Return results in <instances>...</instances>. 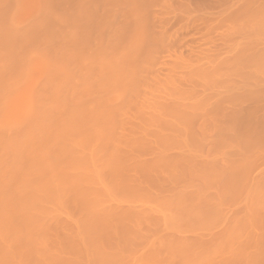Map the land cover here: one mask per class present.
Wrapping results in <instances>:
<instances>
[{"label": "bare ground", "instance_id": "obj_1", "mask_svg": "<svg viewBox=\"0 0 264 264\" xmlns=\"http://www.w3.org/2000/svg\"><path fill=\"white\" fill-rule=\"evenodd\" d=\"M254 2L251 8L244 6V12L242 10L240 13L243 14L235 15L232 22L226 23L224 20L230 11L224 10V14H220L224 22L222 26L227 27L224 31L226 34L240 33V37L231 43L225 38L228 46L225 47L226 52L220 53L237 55L224 57L226 54L203 53L198 61L176 57L175 61L187 68V77L197 81V90L201 86L209 87L208 100L198 95L184 98L185 103L178 111L168 114L164 108V90H172L169 98L174 105H179L180 97L189 95L178 92L171 78L161 82L155 91L156 96L141 100L140 112L151 109L157 122H167L174 133H178L179 146L186 150L185 156L195 154L202 160L198 176L201 185L183 183L176 190V187L170 186L172 191L168 194L155 193L153 201L142 199L138 209L133 205L136 201L134 198L126 200L122 193L112 192L105 173L117 172L119 168L114 164L115 161L120 162L119 154H114L118 155L117 158L103 154V144L92 139L99 133V127L83 123L82 118L86 115L93 118L116 107L125 99L124 90L113 91L108 104L101 109L84 107L78 100L65 113L63 83L52 78L48 83L50 89L47 87L51 92L46 89L47 98L42 94L40 100L37 97L39 101L30 100L22 110L20 120L0 117V264H51L53 258L65 259H59L62 255L57 250L51 252L48 249L49 238L46 234L40 236L52 219L57 224L65 220L72 224L64 231L77 244L80 242L76 254L71 257L74 264L81 261L84 264H260L264 259V232L260 227L264 223V188L261 189L264 187V166L260 167L261 174L258 178L256 176L257 179L254 176L251 178L250 167L256 156H264V146L252 147L236 172L214 170L218 162L229 160L231 151L242 153L248 147L247 141L238 140L237 137L229 142H212L213 153L197 152L193 147L200 144L195 142L199 139L190 137V126L185 123L192 119L189 114L196 115L203 111L212 103L209 101L216 97H230L237 87L245 88L241 96L250 97L257 93L255 90L264 81V1L258 3L257 0V5ZM243 3L251 5L250 0ZM37 7V11L25 23L16 14H10L6 19L5 31L8 35L15 34L24 25L28 28L19 43L8 44L5 41L0 51V78L3 76L0 79V106L7 101V96H2L1 91L14 88L36 62L48 63V72L54 76L64 75L68 62L74 57L69 45L83 40L78 36L76 27L68 31L62 41L66 60L54 64L51 63L53 50L41 52L25 47L22 43H26L32 34L44 30L40 28L44 21H63L61 11L56 12L46 6ZM90 16L86 15L83 21ZM100 31L96 39L103 42L114 35L115 29L103 23ZM231 36L234 37L232 33ZM90 55L87 51L84 57V74L92 65ZM99 56L102 72L121 66L118 57L112 58L106 50H100ZM233 76L238 84L231 80ZM49 109L55 113L51 112V115ZM46 111L50 115L45 116ZM33 113L42 115L38 117L39 121ZM32 114L36 116L35 122L25 124L27 117L33 119ZM147 121L146 126L156 131L153 120L148 118ZM216 128H219L218 125ZM19 129L22 132L17 135ZM114 144L116 151L122 148L121 142ZM126 144L128 146L130 141ZM193 171L197 170L186 169L180 174ZM172 172L168 169L166 173L163 172V177L171 179ZM231 175H234L233 179ZM231 183L241 189L238 193L240 203L242 201L248 207L241 213L233 211L235 215L228 212L232 204L223 201ZM217 185L221 188H217ZM123 201H128L129 207L120 210L118 205ZM243 203L242 207L245 205ZM69 205L77 207L84 217L67 212ZM207 213L210 216L206 219ZM149 219L154 220L153 223ZM145 226L156 231L161 227L165 235L155 233L157 236H154V232L150 234V229H144ZM84 230L88 231L87 234ZM186 233L190 237L184 236ZM121 235L126 238V241L123 240L125 246L119 243ZM106 243L110 244L111 250L104 247ZM49 256H53L52 259Z\"/></svg>", "mask_w": 264, "mask_h": 264}, {"label": "rangeland", "instance_id": "obj_2", "mask_svg": "<svg viewBox=\"0 0 264 264\" xmlns=\"http://www.w3.org/2000/svg\"><path fill=\"white\" fill-rule=\"evenodd\" d=\"M244 1L0 0V51L5 46V41H8V44L19 43L20 37L28 28L24 25L15 34L8 35L5 31L7 17L10 14H16L25 23L37 11V6L48 7L56 12H58L57 10L61 11L59 13L63 21L61 23L42 21L43 24L40 25V28H44V30L32 34L26 43H22L25 47L36 48L41 52L53 50L51 63H62L66 60V56L62 51V41L68 31L76 27L78 36L83 38L80 42L77 41L69 45V50L74 52V57L68 62L66 73L61 77L48 72V63L36 62L23 79L20 82L18 81L17 85H11V87L15 85L14 88L9 89V87L7 91L3 89L1 93L2 96H7V101L5 100L6 102L0 106V117L8 120H20L22 117L21 112L30 100H38L42 94L48 96L50 89L48 83L52 78H57L63 83L65 113L78 100L81 101L84 107L93 106L101 109L108 104L107 102L113 91L124 90L125 99L119 105L107 109V112L93 118L88 115L82 118L83 123H92L99 127V133L92 136V139L99 144H103L101 145L103 154L112 155L115 158H117V154H114H119L117 156L120 162L115 161V164L113 163L119 168L118 170L115 169L117 172L114 174H110L111 172L105 173V179L111 186L112 192L122 193L125 195L126 200L134 198L136 201L133 205L138 209L141 207L140 201L142 199L153 201L154 194L157 192L168 194L169 191H172V187H176L174 189L176 190L183 183H190L189 185L192 186L201 185L198 176L202 169V160L195 154L186 157V150L179 146L180 137L177 135L178 133H174L167 122H157L151 109L140 112L139 107L143 98L156 96L155 91L161 82L169 78L175 81V89L178 92H187L189 95L185 94V96L180 97L179 105H174L169 98V93H172V90H164V108L168 114L177 112L179 107L185 103L184 98H193L198 95L199 98L208 100L209 87L205 85L198 87L197 90V81L187 77V68L178 64L175 61L176 57L198 61L203 53L210 55L226 54L223 55L224 57L237 55L230 52L220 53L226 52L225 47L228 46V43L224 42L225 38H227V42L230 41L231 43L237 40L238 35H240V33L237 35V32H230L229 36L226 34L227 32H224L227 27L222 26L224 22H222L220 14L224 10L230 11L224 19L227 23L233 21L236 16H241L243 13H240L244 6L253 7V2L256 1L254 3H257V0H252V2L250 0L251 5H248L243 3ZM263 1L259 0L258 3ZM88 14H91V16L83 21ZM43 16L45 15L43 14ZM103 23L107 27L115 29V32L114 35L100 42L96 37L100 35ZM223 32L226 37L223 36ZM231 33L234 37L237 35L236 38L232 37ZM100 50H106L112 58L118 57L121 66L102 72L99 67ZM87 51L91 54L92 65L84 74L82 68ZM199 63L203 62L199 61ZM231 80L238 84L235 76L231 77ZM244 91L245 88L237 87L230 97H224L223 95L218 96V99L216 97V100L209 101L212 103L207 105L203 111L196 115L189 114L192 119L185 122L190 126V137L194 140L199 139L195 142H200V144H195L197 146L193 147L196 148L197 152L213 153L210 146L212 142H229L233 138L237 139V137L238 140L244 139L247 141L248 147L242 153L236 154L231 151L229 160L218 162L213 167L214 170L236 172L242 161L250 154L252 147L264 146V81L258 90H255L256 94L250 97L241 96ZM35 97L36 99H34ZM44 100L42 101L44 102ZM50 110L47 111L51 114L52 110ZM47 113H45V116L50 115ZM124 114L126 115L124 116ZM41 116H34L33 119L29 116L27 117L28 122H25V124H31L35 117L38 119ZM66 116L64 117L66 118ZM148 118L153 120L156 131L146 126ZM216 125H218V129ZM18 131L20 133L14 132L19 135L22 129ZM78 134L76 135L78 136ZM128 141L131 145L128 144L127 146ZM117 142L122 143V148L116 151L114 143ZM253 160L254 162L250 167L252 177H250L253 178L254 176L256 178L257 176L258 178L261 174L260 167L264 166V156L258 155ZM168 169L173 171L171 179L163 177V172L166 173ZM186 169H194L198 172L193 171L189 172L190 174L181 175L180 172H186ZM231 176V179H233L234 175ZM217 188H221L220 185H217ZM240 190L234 183L227 187L228 193L223 201L228 205L232 204L231 210L228 211L230 212L229 215L241 213L244 211L243 209L248 208L242 201L240 203L238 197ZM140 192L144 194H137ZM242 203L245 204L243 205L244 208ZM118 206L120 210H125L129 207L128 201H123ZM233 211L236 213H233ZM67 212L84 217V214L73 205H69ZM209 216L210 213H207L206 219ZM62 220L64 221V219ZM150 222H144V224ZM55 223L56 221L52 219L46 225L47 227L45 226L44 232H40V236L46 234L49 238L48 249L51 252L57 250L62 255L59 259L65 258L58 260V258L52 259L53 256H49L52 259L51 264H74L71 257L76 254V247L80 242L77 241V244L65 232L66 228L72 227V224L67 220L64 223L62 221L60 224ZM263 224V222L260 224L262 232H264ZM58 225L64 228L60 229ZM144 229H150V234L154 232V236H157L155 233L165 235L164 231L160 230L161 227L157 228V231L149 226H145ZM87 232L84 230V233L87 234ZM89 232H92V230H89ZM185 235L187 237L190 234L186 233ZM123 240L126 241V238L121 235L119 243L125 246ZM106 245L104 247H107L108 250L112 249L109 248L110 244L106 243ZM80 264H84L83 261ZM260 264H264V259Z\"/></svg>", "mask_w": 264, "mask_h": 264}]
</instances>
